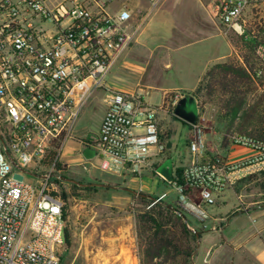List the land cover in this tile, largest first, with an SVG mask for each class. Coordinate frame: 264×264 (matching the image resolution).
I'll return each mask as SVG.
<instances>
[{
	"label": "built area",
	"instance_id": "2783aa9c",
	"mask_svg": "<svg viewBox=\"0 0 264 264\" xmlns=\"http://www.w3.org/2000/svg\"><path fill=\"white\" fill-rule=\"evenodd\" d=\"M163 2L0 0V264H60L66 219L56 166L88 95L101 92L106 110L99 132L81 147L83 170L117 177L130 188L151 172L172 186L192 232L216 229L208 208L239 180L264 171V140L256 135H228L232 148L247 152L240 157L210 153L199 109L188 126L190 162L182 182L175 168L171 181L158 173L168 149L161 122L169 107L147 102L148 90H118L107 77L138 37L132 19L147 21ZM210 11L225 32L255 39L264 62V0H211ZM87 146L95 151L91 159L82 155ZM26 172L37 181H24ZM132 189L144 192L142 183ZM166 196L151 198L156 203Z\"/></svg>",
	"mask_w": 264,
	"mask_h": 264
},
{
	"label": "rangeland",
	"instance_id": "374dc122",
	"mask_svg": "<svg viewBox=\"0 0 264 264\" xmlns=\"http://www.w3.org/2000/svg\"><path fill=\"white\" fill-rule=\"evenodd\" d=\"M202 1L205 7L197 0H181L180 4H177L180 7H175L185 19L181 17L177 19L176 28L174 29L175 38L172 39V45L176 44L186 47L183 50L186 59L178 60L176 64V68L178 67L177 71L163 72L164 77L159 79L162 86L167 85L165 82L167 80L170 86L191 88L198 82V76L202 71L204 60L230 52L231 49L234 53L230 56L236 55L235 45L239 37L233 32L227 33L222 29L219 31L215 30L213 23L215 20L208 16L209 14L211 15V7L209 8L206 5L207 0ZM164 2L148 20H151L149 29L154 32L161 27L164 31L167 29L168 26L167 24L164 26L162 16L167 10V12L170 10L174 11V7L166 8V4L163 7ZM211 29H214V33L207 34V31L210 32ZM164 40L158 39L157 41L161 42ZM140 41L139 36L124 51L121 59L123 60L126 57V60H130L132 58L131 49L139 46ZM193 41L194 43H192ZM149 44L153 45L151 42ZM226 58L219 61H223ZM136 68L133 65L129 69V73L139 77L142 72ZM110 85L112 86V83ZM162 86L158 89L153 88L151 96L147 97L146 101L153 105L161 104L162 88L165 87ZM193 91L177 90L165 95L164 105L169 107V111L168 114H165L167 118H164L161 122V135L163 141L167 142L168 149L160 162H158L159 165L167 159H171L176 167H185L190 162L187 145L190 134L189 127L174 118L172 103L181 95L186 94V92L192 93ZM101 95V92H97L88 95L87 98L84 97L82 110L73 132V139L66 144L63 153V163H60V165L64 166L62 171L64 177L86 184V186L79 185V187H74L73 184L75 183L67 181H62L59 184L60 194L67 195V198H65L67 207L65 219L66 229L71 238V246L65 245L58 253L60 264H141L136 234V214L145 211L148 207L146 202L138 199L139 195L151 196L166 193L167 196L164 200L169 202H174L175 198L172 186L168 182H163L149 171L144 172L141 182L135 180L133 184L131 183L132 188L137 187L141 183L143 186L144 192L134 194L124 190L122 187L134 191L125 181L117 177L99 171L88 173L83 170L82 163L84 160L80 150L83 145L89 143V139L93 135L97 134V114L102 106ZM184 96L195 99L192 95ZM198 104L201 114L206 118L204 123L206 125L205 133L208 141H210L209 152L215 153L214 151H218L216 147V142L218 141L215 140L217 132L214 130L218 111L216 99L212 98L204 103L198 102ZM139 131L140 129L137 130V132ZM171 138L173 139V144L177 145V149H170ZM20 176L26 182L33 183L37 181V178L27 174H20ZM90 184L105 185L91 186ZM82 187H96V189H82ZM226 194V197L229 196L231 198H226L229 205L222 204L221 208L228 217H231L236 212H244L254 207L264 206V187L259 182L244 178L232 187L230 193ZM224 199L225 196L223 200L220 198L219 201L223 202ZM188 218L191 219V217ZM123 235L126 237V244L128 245L125 250L120 245ZM121 250H123L122 255H120Z\"/></svg>",
	"mask_w": 264,
	"mask_h": 264
},
{
	"label": "trees",
	"instance_id": "16d2710c",
	"mask_svg": "<svg viewBox=\"0 0 264 264\" xmlns=\"http://www.w3.org/2000/svg\"><path fill=\"white\" fill-rule=\"evenodd\" d=\"M256 43L255 39L239 37L235 45L236 55L212 63L195 90L184 94L192 95L197 102L202 103L216 99L218 111L214 130L222 135L221 144L224 146L228 145V135L233 131L249 132L264 140V62L256 54ZM174 118L181 121L176 116ZM181 122L189 126L188 123ZM158 166L156 164V168ZM56 168L63 171L64 166L58 164ZM174 168L175 177L182 182L184 167ZM245 179L259 182L264 187V171L249 175ZM55 181L62 183L59 179ZM73 186L79 187L76 184ZM62 197L65 200L67 195L62 194ZM138 199L146 202L148 207L136 214L141 264H191L197 247V237L177 213V204L164 199L154 203L156 197L150 198L143 194ZM66 212L65 204V218ZM188 222L193 224L189 218ZM64 238L65 245L71 246V238L66 228Z\"/></svg>",
	"mask_w": 264,
	"mask_h": 264
},
{
	"label": "crops",
	"instance_id": "0c3cea01",
	"mask_svg": "<svg viewBox=\"0 0 264 264\" xmlns=\"http://www.w3.org/2000/svg\"><path fill=\"white\" fill-rule=\"evenodd\" d=\"M180 2L181 0H166L162 5L165 7L166 4V8L174 7V11L170 10L167 12V10L162 16L164 26L165 24L168 26L165 31L162 27L156 32L149 29V23L151 20H148L150 18L145 22L139 21L137 17L132 19V24L139 28L138 37L140 36L141 39L139 43L140 45L131 49L132 58L130 60H126V57L122 60V54L114 63L107 77L109 78L107 80L109 85L112 83L113 87L125 92H134L142 88L149 91L150 95L148 97H150L153 88L158 89L162 86L159 79L164 77V71V73L172 70L174 72L177 71L178 67L176 68V64L178 60L186 59V55H184L183 52L186 47L176 44L172 45V39L175 38L174 29L176 28L177 19L180 17L185 19L175 8L179 6L177 4H180ZM197 2H200L203 6L205 5L202 0H197ZM206 2V5L210 8L211 0H207ZM208 16H210L211 19L213 18L212 14H209ZM213 23L215 30H223L216 21H213ZM213 33L214 29H211L210 32L207 31V34ZM158 39L164 41L159 42L157 41ZM150 42L153 43V45H150ZM192 43H194V41ZM233 53L234 52L231 49L230 52H225L204 60L202 71L198 76V82L191 88L183 86L173 87L168 85L167 80H165L167 85H163L165 87L162 86L163 95L161 104L165 102V95L169 92L177 90L193 91L199 84L207 68L212 63L219 62L220 59L226 57H231L230 55ZM133 65L137 67L136 69L138 71L142 72L139 77L133 76L129 73V69L132 68ZM182 96L183 95L180 97ZM100 108V112L97 114V133L99 132L106 110L103 101ZM164 118H167V115L163 113L162 120ZM215 135L217 136L215 140L218 141L216 142L218 152L226 154L232 158H237L247 153L245 150L232 148L229 143L227 146L222 145L220 141L222 135L219 133H216ZM170 141V149H177V145L175 146L173 144L172 138ZM208 144L210 146V141H208ZM231 189L232 188L227 191L230 193ZM227 191L225 194L228 193ZM225 194L221 197L223 200V197L225 196L223 202L218 200L214 206L208 208V211L211 214L210 224L216 229L200 232L199 237L196 239L197 247L192 255L191 264H264V206L254 207L244 212H236L231 217H228L226 216V212H223L221 208L222 204L229 205L226 198L230 197H226L227 194ZM230 199L228 200L230 201ZM121 243L120 245L123 247V250H125L128 245L126 244V237L124 235L122 236ZM123 250L120 251V255H122Z\"/></svg>",
	"mask_w": 264,
	"mask_h": 264
},
{
	"label": "water",
	"instance_id": "95a60500",
	"mask_svg": "<svg viewBox=\"0 0 264 264\" xmlns=\"http://www.w3.org/2000/svg\"><path fill=\"white\" fill-rule=\"evenodd\" d=\"M195 99H193V98L191 99V98H187L185 96H182L178 100L176 105L174 106V109H173L174 116H176L181 121H184L188 124H195L198 120V110H199V104H198L197 100H195ZM82 155L86 159H91L95 156V151L92 148L87 146L82 150ZM173 168H174L173 161L171 159H167L161 165H159V167L157 168V171L166 180L171 181L173 179ZM26 173L31 175V176L38 177V175H36V174L30 173V172H26ZM61 179L63 181L75 183L77 185L86 186V184L80 183L79 181L72 179V178L61 177ZM90 185L91 186H94V185L102 186L105 184H90ZM122 188L126 191L137 194L135 191H133L131 189H128L126 187H122ZM149 197L151 198V196H149ZM177 213L183 217L185 222H187L186 216L181 211L178 210ZM193 232L195 233L196 237L198 238L200 235V232L199 231H193Z\"/></svg>",
	"mask_w": 264,
	"mask_h": 264
}]
</instances>
